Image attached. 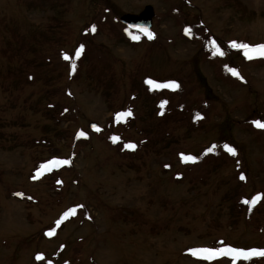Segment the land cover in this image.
<instances>
[{
	"label": "rangeland",
	"instance_id": "obj_1",
	"mask_svg": "<svg viewBox=\"0 0 264 264\" xmlns=\"http://www.w3.org/2000/svg\"><path fill=\"white\" fill-rule=\"evenodd\" d=\"M33 1L42 6L0 0V19L12 26L5 31L0 24V264H232L229 257L198 261L187 253L212 248L216 242L242 250L264 249V227L260 231L243 223L244 210L238 211L237 205L238 198L251 201L259 194L256 204L264 209V129L252 123L264 121V58L248 59L244 49L231 46L264 44V0H240L253 13L246 20L224 0ZM147 5L154 9L151 33L162 49L154 47L148 54L152 89L160 93L171 88L155 85L175 82L185 87L187 103L193 107L207 93L212 104L207 109L203 105L206 122L201 131L159 155L147 150L134 171L119 168L120 157L110 140L120 132L115 124L120 121L113 118L120 99L127 107L128 94L120 95V85H130L128 73L113 63L129 66L141 51L114 45L99 34L96 42L105 45L110 57L94 60L98 68L90 79L96 81L90 84L82 71L74 81L62 77L66 65L47 44L38 49L48 63L38 61L35 69L9 61L1 50L10 47L14 42L8 40L15 36L32 39V33L42 31L56 16L78 32L98 13L119 23L121 15H136ZM211 41L223 56L214 55ZM203 43L207 46L202 50ZM24 52L21 55L30 59ZM8 66L20 70L13 75L18 91L13 83L8 87ZM229 69H235L239 78ZM29 73L35 80L25 83ZM97 80L111 91L110 106L100 87L96 93ZM159 95L161 100L179 102L173 93ZM17 97L20 103L26 100V106L15 105ZM47 104L67 108L70 117L57 125L46 120L38 110ZM91 123L100 130H93ZM80 131L90 139L86 148L71 142ZM55 132L62 134L60 140L54 138ZM125 134L130 138V132ZM44 136L52 138L59 152L47 164L42 160L51 155L48 148L33 147ZM223 136L233 142L234 147L228 144L236 149L233 159L224 161L230 154L216 145L198 167L179 166L177 152L192 156ZM210 154L226 164L217 181H212L216 175ZM227 195L229 201H224ZM235 206L238 209H232ZM255 218L263 219L264 212L258 211ZM256 264H264V257Z\"/></svg>",
	"mask_w": 264,
	"mask_h": 264
},
{
	"label": "trees",
	"instance_id": "obj_2",
	"mask_svg": "<svg viewBox=\"0 0 264 264\" xmlns=\"http://www.w3.org/2000/svg\"><path fill=\"white\" fill-rule=\"evenodd\" d=\"M227 6L233 8L237 12H240L239 18L241 20L249 19L253 16V13L245 10V7L241 4L240 0H224ZM19 3H22L23 6L29 8H40L42 6L39 4V1L33 0H18ZM103 7V6H102ZM107 10L108 9H104ZM108 14V13H107ZM116 16V15H115ZM53 19V18H52ZM6 20L0 19V24L9 31L12 30V26L6 25ZM93 26L95 31H92ZM127 30V31H126ZM62 32L64 33L61 38H56V34ZM11 33V32H10ZM99 34H102L107 40L111 41L114 45L124 44L132 50L141 51L139 56L134 57L129 66H125L124 62L115 60L113 66L115 68L120 67V70H123L124 74L128 73V80L130 85L125 86L124 84L120 85V95L122 93L128 94L127 107H124V104L120 99V107L115 109L116 113L118 111L130 112L131 115L126 116L120 122H116V125H120V132L117 136L110 137L111 144L113 148H116V153L120 157V166L119 168L125 167L129 170L138 171L135 164L139 163L143 155L146 154L147 150H151L153 154L159 155V152L165 151L169 148L179 147L181 142H184V139H189L193 132H199L204 128L206 122L205 117L203 116V105L206 106V109L212 104V98L210 94L205 95V99L200 102L196 107H193L190 103H187V93L185 87L181 84L180 87L175 91L172 89L161 90L160 93L166 92L167 94H175L179 99L178 103H171L166 100L160 99V93L154 91L152 87L147 83L150 78L149 71L150 67L148 65L149 55L155 50V48L161 49L159 39L154 37L152 38L145 37L142 34L134 31H130L123 27L118 22L112 21L106 14L98 13L92 18L91 21L85 25V27L78 32H75L66 21L61 20L59 16H56L52 21L49 19L44 26V29L39 33H32V39L26 37H14L13 40H8V42H14L12 45L6 49L1 50V54L5 55L9 61H16L22 64L25 67H32L34 69L39 65L38 61L41 63H46L47 60L43 58L41 50L38 49V46L45 45L49 49L56 51L58 55H61V63L66 65V70L62 73V77L65 76L66 80L74 81L78 73L83 72V76L89 80L90 84H94V81L90 79L91 74L97 70L98 63L94 60L97 59L101 62L103 59H108V50L103 43L96 42V38ZM53 36L56 41L53 42ZM132 36H137L139 39L133 40ZM28 39V40H27ZM34 42V43H33ZM26 54L31 58L29 59L26 55L22 56L21 52H24V47ZM83 46V51L77 57V50ZM157 46V47H156ZM207 46L206 43L202 44V50ZM155 47V48H154ZM24 52V53H25ZM67 54L69 56L68 60H65L63 57ZM149 54V55H148ZM48 63V62H47ZM51 64V63H50ZM74 65V68H73ZM19 67V66H18ZM15 71H20L16 67H7L6 74L7 78L9 77V86L10 83H13V88L15 91L19 90V81L16 85L17 79L13 77ZM109 72L108 70H106ZM104 74V73H103ZM202 80L201 76H198ZM103 80L102 77H99ZM34 76L32 73L25 75V83L33 82ZM100 84H95L98 87H95L96 93L101 88L102 97L105 100V103L109 104V98L111 96V91L103 82L98 81ZM141 85V87L139 86ZM100 87V88H99ZM203 89V88H201ZM204 90V89H203ZM158 95V98L155 97ZM171 96V95H170ZM121 97V96H120ZM153 100V103H151ZM19 97L16 98L15 105H24L26 106V100H23L21 103L18 102ZM25 101V102H24ZM24 102V103H23ZM163 102V107L161 104ZM124 107V108H123ZM32 108V105L28 106L27 109ZM140 108L141 110H137ZM38 112L41 113V116L46 120L55 123L56 125L59 122H62L67 119V116L70 117V112L67 108H55L53 104H47L45 107L42 106L39 108ZM197 116L202 117L200 119ZM115 119V117H113ZM259 118V117H257ZM114 128H117L115 125ZM130 132V138L126 137L125 133ZM71 137V136H70ZM117 138L115 141L113 138ZM54 138L60 140L62 134L55 132ZM71 142L76 144V146L86 148L90 144V139L88 137H71ZM127 144H134L136 147L134 150L128 149ZM230 144L233 146V142L230 138L223 136L219 137L218 140L211 142L210 145H225ZM47 147L48 152L51 154L49 157L44 158L42 162H48L53 156L59 154V152L54 149L53 140L50 137H42L38 141L33 142V147ZM234 147V146H233ZM236 150V149H235ZM180 152V151H179ZM177 152L179 160V166L183 169L195 168L200 165L204 156L206 155V150H201L193 154V157H196L195 162H184L182 160V154ZM161 155V154H160ZM211 155L213 160L210 165L212 166V171L216 175L212 181H217L221 177V168L225 166V162L218 163L219 158ZM234 156L228 155L224 161L233 159ZM72 159H69L70 162ZM235 167L239 169L238 164H235ZM39 167L37 166L35 170ZM206 169L202 170V174H206ZM50 174H55L52 172ZM219 176V177H218ZM180 177L174 179L179 181ZM206 184V182H205ZM229 195L226 196L224 201H229ZM243 198L237 199L238 211L243 212L242 219L248 227L255 226L257 230H263L264 227V218L257 219L255 215L258 211L264 212V209L261 208V204H245ZM229 245L223 244L221 242H216L212 245V248L227 247ZM192 256V255H191ZM194 257V256H193ZM195 259V257H194ZM263 257H253L248 260H237L241 264H256L260 262ZM199 261V259H196ZM218 260H216L217 262Z\"/></svg>",
	"mask_w": 264,
	"mask_h": 264
},
{
	"label": "snow or ice",
	"instance_id": "obj_3",
	"mask_svg": "<svg viewBox=\"0 0 264 264\" xmlns=\"http://www.w3.org/2000/svg\"><path fill=\"white\" fill-rule=\"evenodd\" d=\"M96 29L93 26L92 31L94 32ZM127 31V30H126ZM140 31L144 32L149 38H152V33L147 29V28H141ZM189 29H185V32H189ZM133 40H137L139 39V37L137 36H132ZM211 44L213 46L214 49V55H221L223 56L224 53L221 51V49L219 48V46L216 44L215 41H211ZM231 46L233 48H242L244 49V55L246 58L248 59H252L254 57H261L264 58V44H259V45H255V46H251L248 44H237L236 42H232ZM83 51V46H81L78 50H77V57L80 55V53ZM65 60L69 59V56L67 54L64 55L63 57ZM74 68V65H73ZM229 71L231 72V74L233 76H237L239 78V73L235 70V69H229ZM147 83L150 86L154 85V81L152 80H148ZM156 87H167V88H171L173 90H175L176 88L179 87L178 84H176L175 82H170L168 84H164V85H155ZM161 107H163V102L161 104ZM131 115L130 112H120V113H116L115 114V119L117 121H121L122 119H124L126 116ZM198 119L202 118L197 116ZM253 125L258 128V129H264V121L262 120H254L252 121ZM93 128L96 131H99L100 129L98 127H96L95 125H93ZM77 137H86V133H84L83 131H80L77 133ZM117 138H113V140L115 141ZM126 147L128 149H135V145L134 144H127ZM223 148L226 152H228L230 155L235 156L236 155V150L231 147L228 144L223 145ZM215 149V146L209 147L206 150V154L208 153H212ZM196 157L193 156H185L182 154V160L184 162H195L196 161ZM57 161H53V163H56ZM63 163H69L68 161H63ZM47 167V165L45 166ZM241 180L245 179V177L243 175H241L240 177ZM17 195H20L19 193ZM261 199V196L258 194L257 196L253 197V199L251 201L248 200H244L243 202L245 204H250V205H255L256 202H258ZM67 215V214H65ZM60 221H57V224H59ZM47 235H52L51 232L47 233ZM189 253L198 258V259H203V260H213V259H219L222 257H229L232 261V264H236L237 260H248L251 259L253 257H264V249H250V250H242V249H238V248H233V247H220V248H197V249H190ZM38 260H43V256L38 255L36 257Z\"/></svg>",
	"mask_w": 264,
	"mask_h": 264
},
{
	"label": "water",
	"instance_id": "obj_4",
	"mask_svg": "<svg viewBox=\"0 0 264 264\" xmlns=\"http://www.w3.org/2000/svg\"><path fill=\"white\" fill-rule=\"evenodd\" d=\"M154 18V10L152 6L147 5L143 10L138 14H124L119 18V22L126 26L127 28L140 31L141 28H147L149 31L152 27V20ZM142 32V31H140ZM144 33V32H142ZM145 34V33H144ZM94 124H91L93 128Z\"/></svg>",
	"mask_w": 264,
	"mask_h": 264
}]
</instances>
